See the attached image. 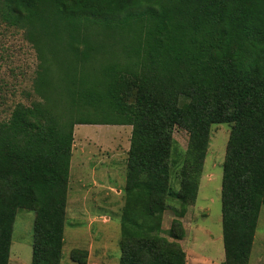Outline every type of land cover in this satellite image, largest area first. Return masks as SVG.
Here are the masks:
<instances>
[{
	"label": "trees",
	"instance_id": "trees-1",
	"mask_svg": "<svg viewBox=\"0 0 264 264\" xmlns=\"http://www.w3.org/2000/svg\"><path fill=\"white\" fill-rule=\"evenodd\" d=\"M0 19L36 49L41 98L0 117V264L20 210L36 214L31 264H61L78 125L132 127L119 264H186L182 220L215 124L231 126L225 264H249L264 205V0H0ZM176 128L189 134L180 155ZM170 199L180 207L166 236Z\"/></svg>",
	"mask_w": 264,
	"mask_h": 264
},
{
	"label": "rangeland",
	"instance_id": "rangeland-1",
	"mask_svg": "<svg viewBox=\"0 0 264 264\" xmlns=\"http://www.w3.org/2000/svg\"><path fill=\"white\" fill-rule=\"evenodd\" d=\"M40 60L26 31L0 19V117L8 120L18 104L29 106L41 98L35 93ZM231 133L228 124L211 128L210 144L195 204L182 220L186 237L181 245L186 264H225L221 190L223 164ZM132 127L78 125L74 130L67 223L61 264H79L72 256L87 253L86 264H119L121 258V217L125 206L127 163ZM176 154L184 153L189 134L174 131ZM171 183L179 191V165L171 170ZM163 218L164 235L175 219L170 199ZM33 211L20 210L14 224L10 264H31ZM249 264H264V205L261 206Z\"/></svg>",
	"mask_w": 264,
	"mask_h": 264
}]
</instances>
